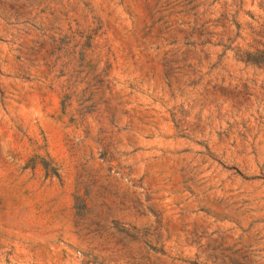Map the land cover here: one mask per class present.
I'll list each match as a JSON object with an SVG mask.
<instances>
[{
    "label": "rangeland",
    "instance_id": "obj_1",
    "mask_svg": "<svg viewBox=\"0 0 264 264\" xmlns=\"http://www.w3.org/2000/svg\"><path fill=\"white\" fill-rule=\"evenodd\" d=\"M264 0H0V264H264Z\"/></svg>",
    "mask_w": 264,
    "mask_h": 264
},
{
    "label": "trees",
    "instance_id": "obj_2",
    "mask_svg": "<svg viewBox=\"0 0 264 264\" xmlns=\"http://www.w3.org/2000/svg\"><path fill=\"white\" fill-rule=\"evenodd\" d=\"M239 59L264 66V26L254 29L244 46L236 45Z\"/></svg>",
    "mask_w": 264,
    "mask_h": 264
}]
</instances>
